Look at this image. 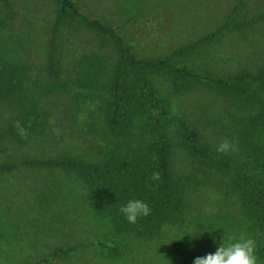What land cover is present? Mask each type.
I'll list each match as a JSON object with an SVG mask.
<instances>
[{
	"label": "trees",
	"instance_id": "trees-1",
	"mask_svg": "<svg viewBox=\"0 0 264 264\" xmlns=\"http://www.w3.org/2000/svg\"><path fill=\"white\" fill-rule=\"evenodd\" d=\"M50 1L52 24L41 51L34 36L0 35V155L9 156L16 144L57 150L19 161L10 155L1 173L49 171L71 219L101 220L125 245L161 242L168 229L191 227L197 224L191 217L201 216L198 235L183 231L166 241L163 264L215 253L233 233L255 239L264 264V61L221 73L201 54L222 37L264 27V0L254 7L235 0L217 29L157 57L140 55L121 31L134 20L137 3L121 4L124 17L115 23L83 10L78 0ZM0 2L10 18V0ZM29 12V23L40 19L37 6ZM81 37L98 41L87 46ZM204 89L215 117L199 130L192 122L202 118L192 121L178 98ZM224 140L235 150L217 152ZM153 172L160 180L151 179ZM199 192L211 200V212L191 215L189 202ZM130 199L147 202L151 214L129 223L119 209ZM219 202L236 207V216L215 209ZM76 247L59 246L54 254ZM119 247L109 245L110 255L118 256Z\"/></svg>",
	"mask_w": 264,
	"mask_h": 264
},
{
	"label": "rangeland",
	"instance_id": "rangeland-1",
	"mask_svg": "<svg viewBox=\"0 0 264 264\" xmlns=\"http://www.w3.org/2000/svg\"><path fill=\"white\" fill-rule=\"evenodd\" d=\"M259 1H248L249 6L254 7ZM78 2L83 10L115 23L121 22L124 17L120 11L121 4L124 3V6L128 7L132 3H137L133 14L134 20L124 24L121 31L135 51L144 57L164 56L172 49L217 29L235 4V0H78ZM35 6L39 9L40 19L29 23L27 15ZM51 6L50 0H10L8 14L11 17L8 18L0 2V35L9 41L25 34L34 36L35 47L41 51L51 29L53 18L49 8ZM1 19H4L3 26ZM83 37L81 38L84 39ZM60 38L64 40L65 35L61 34ZM84 41V44L89 46L98 40L85 38ZM221 42L216 47L213 44L201 51L204 63H213L215 70H220L221 73L233 72L242 67H253L264 61L263 26L248 29L245 33L222 37ZM210 96L204 89L197 95L179 97V102L177 99L176 101L182 108L185 107L187 111L192 112V121L199 117L203 120L201 124L204 121L209 123L215 117L211 114L213 103ZM205 122L201 126L194 121L192 127L203 130ZM50 148L51 145L49 147L46 144H16L14 149L7 152L11 153V156L15 155L17 157L15 159L19 161L26 156L38 157L42 152L48 154L51 152ZM56 150L52 148L53 153ZM6 154L0 155V164L3 160L9 159L10 155ZM53 176L54 174L44 169L24 168L9 173L0 171V264H28L43 257H49L47 264H163L165 259L161 257V253L166 249V241L181 236L180 232L183 231H187L185 235L191 233L198 235L203 229L204 221L197 215V218L191 217L197 224L194 223L191 227L183 226L178 230L170 228V231L168 229L164 233L161 242L145 245L131 241L125 245V238L113 236L108 226L101 220L88 221L75 217L71 219L69 217L71 208L66 202V197L50 184ZM197 194V197L191 198L189 202L191 215L206 214L211 210V200L208 196H202L201 192ZM54 199L57 200L56 208ZM64 203L67 211L61 207ZM214 205L215 209L236 216V207H226L221 202L219 206ZM100 241L106 244H98ZM116 244L120 247L119 254L115 257L110 255L109 245ZM59 246L63 249L77 247L73 251L54 254V249ZM196 257L200 256L190 259V264H193Z\"/></svg>",
	"mask_w": 264,
	"mask_h": 264
},
{
	"label": "clouds",
	"instance_id": "clouds-1",
	"mask_svg": "<svg viewBox=\"0 0 264 264\" xmlns=\"http://www.w3.org/2000/svg\"><path fill=\"white\" fill-rule=\"evenodd\" d=\"M230 150L234 151L235 145L228 140L222 141L216 148L217 152L224 154ZM160 178L159 172L152 173L151 179L153 181H158ZM119 211L131 224H135L139 218L151 214L149 204L141 199L128 200L126 204L120 207ZM195 234L191 233V235ZM257 251L255 239L233 233L227 239L223 237L215 253L196 257L193 264H258Z\"/></svg>",
	"mask_w": 264,
	"mask_h": 264
}]
</instances>
